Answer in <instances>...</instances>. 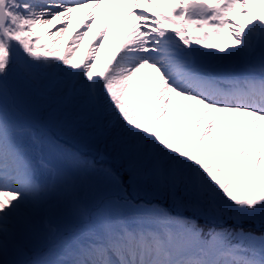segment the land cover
<instances>
[{
  "label": "snow or ice",
  "instance_id": "6c2138e0",
  "mask_svg": "<svg viewBox=\"0 0 264 264\" xmlns=\"http://www.w3.org/2000/svg\"><path fill=\"white\" fill-rule=\"evenodd\" d=\"M0 264H264V0H0Z\"/></svg>",
  "mask_w": 264,
  "mask_h": 264
},
{
  "label": "rangeland",
  "instance_id": "374dc122",
  "mask_svg": "<svg viewBox=\"0 0 264 264\" xmlns=\"http://www.w3.org/2000/svg\"><path fill=\"white\" fill-rule=\"evenodd\" d=\"M95 31H96V29L94 28V29H93V32H95ZM91 36H92V34L90 33V34H89V37H87V38L85 39V47H87L89 41L91 40ZM81 56H83V49L81 50ZM104 58H105V57H104V53L101 52V59L103 60Z\"/></svg>",
  "mask_w": 264,
  "mask_h": 264
},
{
  "label": "bare ground",
  "instance_id": "6f19581e",
  "mask_svg": "<svg viewBox=\"0 0 264 264\" xmlns=\"http://www.w3.org/2000/svg\"><path fill=\"white\" fill-rule=\"evenodd\" d=\"M98 27V26H97Z\"/></svg>",
  "mask_w": 264,
  "mask_h": 264
}]
</instances>
